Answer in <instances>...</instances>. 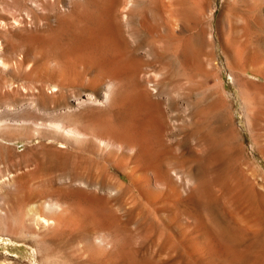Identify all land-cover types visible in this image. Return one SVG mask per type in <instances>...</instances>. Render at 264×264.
Wrapping results in <instances>:
<instances>
[{
	"label": "rangeland",
	"instance_id": "rangeland-1",
	"mask_svg": "<svg viewBox=\"0 0 264 264\" xmlns=\"http://www.w3.org/2000/svg\"><path fill=\"white\" fill-rule=\"evenodd\" d=\"M24 4L0 0V178L27 180L0 189V264H264V0ZM41 82L58 91L39 94ZM54 123L138 136L146 149L113 155L129 177L119 188L90 144L60 148ZM161 163L172 192L147 181ZM50 195L79 214L35 223L30 210Z\"/></svg>",
	"mask_w": 264,
	"mask_h": 264
},
{
	"label": "bare ground",
	"instance_id": "bare-ground-1",
	"mask_svg": "<svg viewBox=\"0 0 264 264\" xmlns=\"http://www.w3.org/2000/svg\"><path fill=\"white\" fill-rule=\"evenodd\" d=\"M20 1H22V2H25V4H28L29 6H36V5H38L39 4V0H20ZM47 1V0H46ZM169 1V0H168ZM240 1V0H239ZM242 1V0H241ZM17 2V1H16ZM49 2V1H48ZM244 3H245V1H243ZM57 3V2H56ZM55 3V4H56ZM63 3V2H62ZM163 3V2H162ZM173 3V2H172ZM172 3H171V5H172ZM24 4V5H25ZM233 5H234V3H232ZM235 4H236V1H235ZM238 4V3H237ZM243 4V3H242ZM246 4V3H245ZM27 5V6H28ZM57 5V4H56ZM26 6V7H27ZM42 6H43V3H42ZM58 6V5H57ZM60 6V5H59ZM162 6V5H161ZM231 6V5H230ZM229 6V7H230ZM182 7V6H181ZM44 8V7H43ZM14 10V9H13ZM33 10V9H32ZM43 10V9H42ZM58 10V9H57ZM165 10V9H164ZM173 10V9H172ZM200 10V9H199ZM248 10V9H247ZM25 11V10H24ZM227 11V10H226ZM252 12V11H251ZM254 12V11H253ZM13 13V12H12ZM162 13V12H161ZM174 13V12H173ZM56 15V14H55ZM165 15V14H164ZM177 15V17H178V14H176ZM175 15V16H176ZM169 16V15H168ZM173 16V15H172ZM252 17V16H251ZM88 18V17H87ZM165 18V17H164ZM242 18V17H241ZM18 19V18H17ZM19 19H20V17H19ZM18 19V20H19ZM23 19V18H22ZM44 19V18H43ZM47 19V18H46ZM254 19V18H253ZM16 22H15V24L18 22V20H16V19H14ZM25 20V19H24ZM85 20V19H84ZM176 20V19H175ZM178 20V19H177ZM176 20V21H177ZM23 21V20H22ZM254 21V20H253ZM120 22V21H119ZM239 22H241V21H239ZM247 22H249V21H247ZM247 22L245 23V24H247ZM20 23V22H19ZM79 23V22H78ZM238 23V22H237ZM26 24V23H25ZM49 24V23H48ZM89 24V23H88ZM91 24V23H90ZM263 24V23H262ZM3 25V24H2ZM7 25V24H6ZM39 25V24H38ZM184 25V24H183ZM257 25V24H256ZM21 27V26H20ZM23 27H25V26H23ZM36 27V26H35ZM83 27V26H82ZM259 27V26H258ZM43 28V27H42ZM78 28V27H77ZM201 28V27H200ZM62 29V28H61ZM162 29H163V27H162ZM174 29V28H173ZM172 30V29H171ZM243 30V29H242ZM263 30V29H262ZM3 31V30H2ZM247 31V30H246ZM6 32V31H5ZM23 32H25V31H23ZM61 32V31H60ZM201 32V31H200ZM237 33V32H236ZM243 33V32H242ZM245 33V32H244ZM256 33V32H255ZM5 34V33H4ZM7 34V33H6ZM19 34V33H18ZM39 34V33H38ZM43 34V33H42ZM156 34V33H155ZM201 34V33H200ZM240 34V33H239ZM247 34V33H246ZM249 34V33H248ZM15 35H16V33H15ZM83 35V34H82ZM5 36V35H4ZM35 36V35H34ZM229 36V35H228ZM247 36V35H246ZM245 36V37H246ZM47 37H48V35H47ZM50 37H51V35H50ZM89 37V36H88ZM179 37H181V36H179ZM25 38V37H24ZM45 38V37H44ZM49 38V37H48ZM53 38V37H52ZM156 38V37H155ZM165 38H167V37H165ZM192 38V37H191ZM4 39H6V38H4ZM28 39H30V37L28 38ZM34 39V38H33ZM55 39H57V38H55ZM231 39V38H230ZM230 39H229V41H230ZM246 39V38H245ZM31 40V39H30ZM29 40V41H30ZM152 41V40H151ZM190 41V40H189ZM244 41V40H243ZM34 42V41H33ZM122 43V42H121ZM174 43V42H173ZM183 43V42H182ZM228 43V42H227ZM249 43H250V41H249ZM9 44V43H8ZM12 44V43H11ZM17 44H19L20 45V43L19 42H17ZM22 44V43H21ZM29 44V43H28ZM30 44H31V42H30ZM33 44V43H32ZM131 44V43H130ZM184 44V43H183ZM186 44H188V43H186ZM190 44V43H189ZM133 45V44H132ZM149 45H151V44H149ZM169 45V44H168ZM179 45H180V43H179ZM241 45V44H240ZM239 45V46H240ZM247 45V44H246ZM10 46V45H9ZM12 46V45H11ZM23 46V45H22ZM24 46H25V44H24ZM27 46V45H26ZM25 46V47H26ZM52 46V45H51ZM93 46H94V44H93ZM156 46H158V45H156ZM155 46V47H156ZM120 47V46H119ZM151 47V46H150ZM149 47V48H150ZM159 47H161V46H159ZM168 47V46H167ZM179 47V46H178ZM181 47V46H180ZM17 48V47H16ZM123 48V47H122ZM169 48H171V47H168V49ZM185 48H188V47H185ZM243 48V47H242ZM11 49H13V48H11ZM15 49V48H14ZM35 49V48H34ZM86 49V48H85ZM155 49V48H154ZM158 49V48H157ZM130 50V49H129ZM133 50V49H132ZM167 50V49H166ZM244 50V49H243ZM80 51V50H79ZM149 51H150V49H149ZM154 51V50H153ZM158 51V50H157ZM169 51V50H168ZM242 51V50H241ZM92 52V51H91ZM121 52V51H120ZM159 52V54H160V50L158 51ZM25 53V52H24ZM23 53V54H24ZM133 53H134V51H133ZM155 53V52H154ZM153 53V54H154ZM163 53V52H162ZM162 53H161V55L160 56H162ZM166 53V52H165ZM236 53V52H235ZM35 54V53H34ZM124 54V53H123ZM15 55V54H14ZM96 55V54H95ZM132 55H134V54H132ZM131 55V56H132ZM149 55H150V53H149ZM155 55V54H154ZM135 56V55H134ZM138 56V55H137ZM148 56V55H147ZM153 56V55H152ZM157 56V55H156ZM246 56V55H245ZM16 57V56H15ZM75 57V56H74ZM78 57H80V56H78ZM84 57V56H83ZM151 57V56H150ZM239 57V56H238ZM51 58V57H50ZM77 58V57H76ZM130 58V57H129ZM140 58V57H139ZM160 58V57H159ZM12 59V58H11ZM84 59V58H83ZM160 59H162V58H160ZM160 59H159V61H160ZM93 60V59H92ZM120 60H121V58H120ZM148 60V59H147ZM146 60V61H147ZM145 61V60H144ZM158 61V60H157ZM167 61V60H166ZM1 62V61H0ZM20 62V61H19ZM139 62V61H138ZM168 62V61H167ZM253 62V61H252ZM142 63V62H141ZM144 63V62H143ZM2 64V63H1ZM22 64V63H21ZM53 64V63H52ZM81 64V63H80ZM161 64V63H160ZM32 65V64H31ZM125 65V64H124ZM127 65V64H126ZM149 65V64H148ZM165 65V64H164ZM169 65V64H168ZM44 66V65H43ZM239 66V65H238ZM157 67V66H156ZM155 67V68H156ZM161 67H163V66H161ZM166 67L167 66H165L164 68H165V70H167L166 69ZM246 67V66H245ZM245 67H243V68H245ZM164 68H163V70H164ZM168 68H169V66H168ZM121 69V68H120ZM128 70V69H127ZM164 70V71H165ZM126 71V70H125ZM245 71V70H244ZM148 72V71H147ZM160 72V71H159ZM167 72V71H166ZM236 72V71H235ZM157 74H158V72H157ZM142 75H144V74H142ZM152 76L154 75V74H151ZM156 75V74H155ZM154 75V76H155ZM162 75H164V74H162ZM167 76V75H166ZM145 77H146V75H145ZM150 77V76H149ZM149 77H148V79H149ZM160 77H161V75H160ZM162 78V77H161ZM161 78H159V79H161ZM88 79V78H87ZM158 79V78H157ZM167 79V78H166ZM114 81L115 80H113L112 78H110V80L108 81V83H107V85H106V87H105V93H101V96L103 97V98H106L107 96H108V93L110 92V87H111V85H113L114 84ZM150 81V79L149 80H147V79H144V78H142L141 80H140V84H139V86H140V89H141V92L145 95V96H149L148 94H149V90L151 89H148V87H147V85H148V83H150L149 82ZM155 81V80H154ZM168 81V80H167ZM151 82H152V80H151ZM156 83V82H155ZM257 83V82H256ZM150 85V84H149ZM156 86V85H155ZM264 86V85H263ZM156 88V87H155ZM154 88V89H155ZM262 89V88H261ZM255 90H256V88H255ZM35 91L36 92H38L39 94H43L44 95V93L46 94V93H48V94H51L52 96H54L55 95V92H57L58 91V89H57V86L56 85H50L49 83H47V82H41V83H39L38 85H37V87H36V89H35ZM263 92V91H262ZM254 93V92H253ZM36 94V93H35ZM38 94V95H39ZM252 94V93H251ZM42 95V96H43ZM165 95V94H164ZM245 95V94H244ZM41 96V95H40ZM73 96V95H72ZM151 96V95H150ZM260 96V94L258 95V97ZM52 99H53V97H51ZM86 98V97H85ZM108 98V97H107ZM106 98V99H107ZM162 98V97H161ZM48 100H49V98H47ZM73 100H75V99H73ZM168 100V99H167ZM44 101H45V99H44ZM152 101V100H151ZM42 102V101H41ZM82 102H84V100L82 99V98H78V104L80 105ZM106 102V101H105ZM77 103V102H76ZM91 103V102H90ZM46 104V103H45ZM264 104V103H263ZM93 105V104H92ZM101 105V104H100ZM95 106V105H94ZM255 108H257V107H255ZM222 111V110H221ZM156 112V111H155ZM204 112V111H203ZM207 112V111H206ZM220 113V112H219ZM201 114V113H200ZM204 114V113H203ZM156 115V114H155ZM154 116V115H153ZM196 116V115H195ZM202 116V115H201ZM206 116H207V113H206ZM264 116V115H263ZM203 117V116H202ZM156 121H155V123H154V126H153V128H154V131L156 132V134H157V136H158V134L159 133H162V132H164L163 131V129H162V124H161V122H162V118H161V115H158V117H157V115H156ZM104 119V118H103ZM109 121V120H108ZM0 123H1V121H0ZM5 123V122H4ZM185 123V122H184ZM48 124H50V123H48ZM81 124V123H80ZM195 125V124H194ZM103 126V125H102ZM150 126H151V124H150ZM41 127V126H40ZM51 129H52V132L55 134V136H53V138H54V140H56L57 141V143L60 145V148H64V149H68L69 147H71V148H74V147H77L78 149H80V147L82 146H87V145H89V152L90 153H92L93 155H95L96 157H98V158H101V159H103L105 162H106V164H107V168H106V164H105V168L108 170L107 171V173L109 172V175H111L113 178H114V180H115V182H116V185L119 187V188H121L122 187V185L124 184V183H126L127 182V180L129 179V177L127 176V175H125V174H119L118 172L115 174V172L116 171H114V170H116V168H117V166H118V163L112 158L113 157V155H118V156H122V157H133V158H135V157H139V155H142L143 154V151H144V149H146V147L143 149V145H142V141L140 140V139H138L137 137H135V136H132V135H128V134H116V133H113V134H105V135H103V134H97V133H95V132H92L88 127H86L85 125H72V126H66V125H63V124H60V123H54V124H52L51 126ZM38 128V127H37ZM99 128V127H98ZM140 129V128H139ZM167 129V128H166ZM169 129V128H168ZM193 129V128H192ZM194 129H195V127H194ZM201 129V128H200ZM203 130V129H202ZM103 131V130H102ZM152 131V130H151ZM195 131V130H194ZM206 131V130H205ZM166 132H168V131H166ZM135 133V132H134ZM148 133V132H147ZM194 133H196V132H194ZM155 134V133H154ZM193 134V133H192ZM200 134V133H199ZM198 134V135H199ZM206 134V133H205ZM1 135V134H0ZM3 135V134H2ZM1 135V136H2ZM52 135V134H51ZM145 135V134H144ZM191 135V134H190ZM202 135V134H201ZM207 135V134H206ZM140 136H142V135H140ZM151 137H154V136H151ZM190 137V136H189ZM6 138V137H5ZM48 138V137H47ZM145 138V137H144ZM49 139H50V137H49ZM152 139V138H151ZM191 139V138H190ZM144 140V139H143ZM201 140V139H200ZM5 141V140H4ZM186 141V140H185ZM195 141H197V140H195ZM199 141V140H198ZM181 142V141H180ZM197 143V142H196ZM147 144V143H146ZM202 144V143H201ZM203 144H205V143H203ZM92 145V146H91ZM144 146H146V145H144ZM81 147V148H82ZM88 147V146H87ZM204 147V146H203ZM86 148V147H85ZM178 148H180V147H178ZM201 148V147H200ZM81 150H85L84 148H82ZM150 150V149H149ZM162 150V149H161ZM206 150V149H205ZM66 151V150H65ZM85 151H87V149L85 150ZM203 151H204V149H203ZM155 152V151H154ZM179 152V151H178ZM179 154V153H178ZM154 155V154H153ZM181 156V155H180ZM193 156V155H192ZM9 157H11V156H9ZM169 157V156H168ZM77 158V157H76ZM180 158V157H179ZM186 158V157H185ZM195 158V157H194ZM123 159V158H122ZM174 159V158H173ZM181 160H182V158H181ZM188 160V159H187ZM121 161V160H120ZM130 161V160H129ZM191 161V160H190ZM189 161V162H190ZM104 162V163H105ZM163 162V161H162ZM175 162V161H174ZM126 163V162H125ZM128 164V163H127ZM163 163H161V164H158V166L157 167H159V169H158V173L157 174H155V175H146V178H147V181L149 182V184L150 185H152V188L154 187V188H157V187H161V186H165V187H168V191H170L171 190V192L172 191H174V185L172 186L171 185V187H170V183L172 182V180L170 181V179H171V176H169V171H170V168H168L167 166L166 167H163V165H162ZM168 164V163H167ZM177 164H179V163H177ZM196 165V164H195ZM172 166H173V164H172ZM185 166V165H184ZM190 166V165H189ZM120 167V166H119ZM127 167V166H126ZM176 167V166H175ZM111 168H113V170H111ZM174 168V167H173ZM190 168V167H189ZM138 169V168H137ZM181 169V168H180ZM192 169V168H191ZM190 169V170H191ZM139 170V169H138ZM36 171V170H35ZM126 171H128V170H126ZM136 171V170H135ZM38 172V171H37ZM36 172V173H37ZM177 172H178V169H177ZM180 172V171H179ZM0 173H2V172H0ZM101 172H99V174H100ZM148 173V172H147ZM150 173V172H149ZM190 173V172H189ZM128 174V173H127ZM1 175V174H0ZM32 175H34V174H32ZM97 175V174H96ZM107 175V174H106ZM132 175V174H131ZM186 175V174H185ZM2 176V175H1ZM10 176V175H9ZM181 176V175H180ZM8 177V176H7ZM43 177V176H42ZM45 177H46V175H45ZM54 177V176H53ZM1 178H3V177H1ZM0 178V189H7V188H10V187H14V186H19V187H21L22 185H23V183L25 182V181H27L26 179L25 180H23V179H21L20 178V180H15V177H12V175H11V177L9 178H7L6 179V176L3 178V179H1ZM50 178H52V177H50ZM192 178V177H191ZM18 179V178H17ZM135 179V178H134ZM48 180H49V178H48ZM102 180H104V179H102ZM30 181V180H29ZM106 181V180H105ZM180 181H181V179H180ZM44 182V181H43ZM49 182V181H48ZM110 182V181H109ZM50 183V182H49ZM103 183H104V181H103ZM173 183V182H172ZM171 183V184H172ZM43 184V183H42ZM51 184V183H50ZM137 184V183H136ZM38 185V184H37ZM41 185V184H40ZM47 185V184H46ZM52 185V184H51ZM102 185V184H101ZM109 184H105V186H103L102 185V187H104V188H107L108 189V191H110V186H112L113 187V184H111V185H109ZM116 185H114V187L116 186ZM189 185V184H188ZM26 186V185H25ZM48 186V185H47ZM50 186V185H49ZM24 187V186H23ZM46 187V186H45ZM37 188V187H36ZM51 188V187H50ZM161 188H164V187H161ZM161 188H157V189H161ZM171 188V189H170ZM172 188H173V190H172ZM14 189V188H13ZM38 189V188H37ZM116 188H114V190H115ZM127 189V188H126ZM167 189V188H166ZM165 189V190H166ZM22 190V189H21ZM32 190V189H31ZM112 190V189H111ZM120 190V189H119ZM118 189H117V191H119ZM130 190V189H129ZM2 191V190H1ZM34 191H35V189H34ZM44 191V190H43ZM49 191V190H48ZM50 191H52V190H50ZM49 191V192H50ZM65 191V190H64ZM117 191H116V193H117ZM39 192V191H38ZM4 193V192H3ZM110 193V192H109ZM126 193H127V191H126ZM133 193V192H132ZM34 194V193H33ZM49 194V193H48ZM61 194V193H60ZM121 194V193H120ZM142 194V193H141ZM36 195V194H35ZM44 196H45V194H44ZM128 196H129V194H128ZM127 196V197H128ZM136 196V195H135ZM62 197V196H61ZM120 197V196H119ZM125 197V196H124ZM123 197V198H124ZM2 198V197H1ZM65 198V197H64ZM132 198V197H131ZM130 198V199H131ZM133 198H134V196H133ZM139 198V197H138ZM141 198V197H140ZM136 200V202L135 203H137V198H135ZM149 199V198H148ZM16 200V199H15ZM46 200V199H45ZM142 200V199H141ZM38 200H36V202H37ZM67 201V200H66ZM70 201V200H69ZM16 202V201H15ZM132 202V201H131ZM42 204L38 207V208H40L41 206L45 209V210H47L48 212L49 211H53L54 213H57L58 215H60V214H62L61 215V217H55V218H47V217H45V216H42L40 213H38V208H36V205L34 206V205H32V207L34 206L36 209L35 210H30V215L31 216H33V218H34V222L35 223H39V225L40 224H43L44 226H47V225H52V224H57L58 225V223L60 224L61 223V221H63V216H68L69 215V218L73 215L74 216V214L73 213H76V215H78L79 214V209L77 208V206H78V203H75V202H73V201H71V202H64V201H61L59 198H57V197H51V195L47 198V200L44 202H41ZM107 203H109V202H107ZM141 203V202H140ZM146 203V202H145ZM40 204V203H39ZM116 204V203H115ZM125 205V204H124ZM126 205H127V203H126ZM132 205V204H131ZM135 205V204H134ZM145 205V204H144ZM149 206V205H148ZM119 207V206H118ZM131 207V206H130ZM106 209H107V211H108V206L107 207H105ZM143 208V207H142ZM32 209V208H31ZM82 209V208H81ZM80 209V210H81ZM105 209V210H106ZM110 209V208H109ZM118 209V208H117ZM116 209V210H117ZM121 209V208H120ZM9 210V209H8ZM83 210V209H82ZM81 210V212L80 213H82V212H85L84 210L82 211ZM97 210V209H96ZM111 210H112V208H111ZM110 210V211H111ZM124 210V209H123ZM141 210V209H140ZM139 210V211H140ZM107 211H105V212H107ZM138 211V212H139ZM77 212H78V214H77ZM93 212V211H92ZM109 212V211H108ZM116 212V211H115ZM133 212V211H132ZM140 212H142V211H140ZM152 212V211H151ZM52 213V212H51ZM117 213V212H116ZM127 213V212H126ZM125 213V214H126ZM144 213V212H143ZM3 214V213H2ZM70 214H72L71 216H70ZM88 214V212H85V216ZM106 214V213H105ZM130 214V213H129ZM138 214V213H137ZM82 215V214H81ZM99 215V214H98ZM112 215H113V213H112ZM80 216V215H79ZM108 216V215H107ZM111 216V215H110ZM127 216V215H126ZM144 216V215H143ZM67 218V217H66ZM26 219V218H25ZM68 219V218H67ZM113 221V220H112ZM95 223V222H94ZM31 224V223H30ZM90 225V224H89ZM110 227V226H109ZM96 233V232H95ZM108 234V233H107ZM103 236V235H102ZM106 237V236H105ZM111 238V237H110ZM109 238V239H110ZM112 239V238H111ZM94 241V240H93ZM106 241V240H105ZM104 240H103V238L102 237H96L95 238V242H98L97 244H103L104 242H105ZM108 242V241H107ZM106 242V243H107ZM106 243L104 244V246L106 245ZM100 246V245H99ZM107 246V245H106ZM110 246H112V245H110ZM107 248H108V246H107ZM101 249V248H100ZM99 249V250H100ZM202 251V250H201ZM104 253V252H103Z\"/></svg>",
	"mask_w": 264,
	"mask_h": 264
}]
</instances>
